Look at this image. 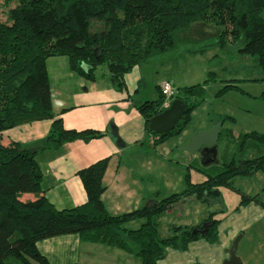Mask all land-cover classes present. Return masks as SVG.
<instances>
[{
    "label": "trees",
    "instance_id": "1",
    "mask_svg": "<svg viewBox=\"0 0 264 264\" xmlns=\"http://www.w3.org/2000/svg\"><path fill=\"white\" fill-rule=\"evenodd\" d=\"M9 6L6 21H0V138L19 125L50 120L45 147L88 142L103 134L65 130L51 110L45 60L66 56L70 69L89 81L98 68H105L118 91L123 77L134 67H163L177 63L186 54L218 49L222 55L251 57L261 67L264 81V0H0ZM206 82V81H205ZM183 87L174 99L185 104V112L170 132L156 135L148 129L150 118L163 110V96L137 106L145 131L157 137L153 144L179 136L191 115L204 101V84ZM225 85L219 93L235 89ZM231 120V118H226ZM221 124L224 120L219 119ZM222 131L219 135L221 136ZM252 140L264 146V136L242 135L237 151L243 154ZM107 159L77 173L86 201L72 209L57 210L42 194V174L35 152L19 144L0 143V264H48L39 254L41 241L76 235L81 242L100 244L134 255L140 264H157L167 249L185 251L197 239L217 242V214L224 212L220 189H233L234 179L264 173V153L256 158L231 159L215 174L200 170L205 180L192 184L188 174L184 189L149 208L111 216L101 195ZM32 200H22V195ZM240 204L255 197L240 195ZM187 200L209 209L207 218L193 228H170L166 238L158 236L156 217ZM140 220L137 229L126 225ZM210 223L207 234H193Z\"/></svg>",
    "mask_w": 264,
    "mask_h": 264
},
{
    "label": "crops",
    "instance_id": "2",
    "mask_svg": "<svg viewBox=\"0 0 264 264\" xmlns=\"http://www.w3.org/2000/svg\"><path fill=\"white\" fill-rule=\"evenodd\" d=\"M142 66H136L124 75L123 89L118 91L105 68H98L95 79L89 81L70 69L66 56L49 57L45 60V68L54 118L60 119L65 130H89L103 136L88 142L76 140L64 143L56 149L47 148L45 138L51 127L50 120L19 125L1 134L3 147L19 144L35 152V161L42 174V194L57 210L72 209L85 203L86 195L77 173L102 159H107V166L102 180L105 191L101 201L111 216L147 208V205L151 207L168 197L169 193L181 191L184 189L185 174H188L192 184L203 182L205 177L202 173L195 170L192 175V170L188 172L198 158L202 160L203 170L216 164L208 162L209 156L201 159L198 154L175 153L179 145L219 122V119L212 120L209 115L188 138H184V133L191 127L192 119L177 136V142L170 138L153 144L157 137L146 133L144 119L137 106L157 100L159 85L171 80ZM171 84L175 91L182 88ZM223 125L222 134L233 137L230 129ZM190 162L192 164L188 165ZM221 198L222 208L214 205L209 209L194 200L173 207L178 211L176 214L183 218L173 226L186 228L201 224L209 211L223 209L224 212L213 217L218 221L217 242L211 244L200 238L190 243L185 251L167 249L157 264H222L229 258L227 251L232 242L238 235L243 238L258 223L261 212L255 202L241 205L240 197L227 189L221 192ZM21 199L32 200L33 196L25 194ZM170 212L167 210L164 214ZM141 222L132 221L126 228L137 229ZM37 250L48 264H140V260L131 254L100 244L81 242L76 235L41 241ZM240 261L241 264H250L247 260Z\"/></svg>",
    "mask_w": 264,
    "mask_h": 264
},
{
    "label": "rangeland",
    "instance_id": "3",
    "mask_svg": "<svg viewBox=\"0 0 264 264\" xmlns=\"http://www.w3.org/2000/svg\"><path fill=\"white\" fill-rule=\"evenodd\" d=\"M12 7L13 4L5 6L0 2L1 22L6 21V13ZM261 16L264 19V9ZM142 67L153 69L160 75L162 73L165 78L171 80L174 86L182 88L183 86L203 84L206 81L204 101L195 109L196 112L191 117L192 122L190 119L191 127L184 133L186 134L185 139L195 132L206 115H209L212 120H224L223 126L228 127L232 133L233 137H225L224 134L219 137L216 164L208 170L201 168L202 162L199 158L194 164L191 162L188 164H192L188 169V172L192 170V175L196 173L195 170L198 172L202 170L206 174L213 175L222 168L223 164L229 163L233 158L236 160L252 159L264 153V146L252 140L247 141L248 148L243 154L237 151V142L242 135L255 133L264 136L263 73L253 58L237 53L225 56L215 48L209 49L203 54H186L175 64L163 67L153 65H143ZM225 85H233L236 88L219 93ZM226 118H231V120ZM172 138L173 142L178 141L177 137ZM232 187L236 192L231 189L227 190L231 191L233 195L240 197L242 194L245 197H255V203L262 213L257 220L258 223L254 224L243 238L242 235H238L240 240L237 244L236 255L239 259L247 260L246 262L250 264H264V173L258 172L250 177L235 178ZM224 189L226 188H221L220 193ZM181 191L169 193V195ZM168 211L171 212L163 213L156 221L160 238L168 237L170 228L182 218L176 214L178 212L176 209L171 208ZM168 231L169 235H166Z\"/></svg>",
    "mask_w": 264,
    "mask_h": 264
},
{
    "label": "water",
    "instance_id": "4",
    "mask_svg": "<svg viewBox=\"0 0 264 264\" xmlns=\"http://www.w3.org/2000/svg\"><path fill=\"white\" fill-rule=\"evenodd\" d=\"M184 112L185 104L178 99H173L167 109L150 118L148 123L149 131L156 135L172 131ZM220 132L221 122H217L209 129L199 131L189 142L181 144L177 147V151L185 152L189 155L198 154L201 159L204 156H209L208 162H216L217 143ZM148 207L149 205H147ZM209 225L210 223H203L201 229H194L192 233H198L203 237L207 234ZM238 241L239 237L232 242L231 247L227 251L229 258L222 264H241L240 259L236 255Z\"/></svg>",
    "mask_w": 264,
    "mask_h": 264
},
{
    "label": "built area",
    "instance_id": "5",
    "mask_svg": "<svg viewBox=\"0 0 264 264\" xmlns=\"http://www.w3.org/2000/svg\"><path fill=\"white\" fill-rule=\"evenodd\" d=\"M159 92L163 96V102L161 105V109L165 110L169 107L171 101L174 99L176 91L174 90L171 82L163 81L159 85Z\"/></svg>",
    "mask_w": 264,
    "mask_h": 264
}]
</instances>
